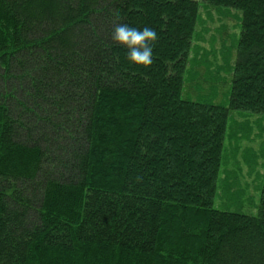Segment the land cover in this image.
<instances>
[{
    "label": "trees",
    "instance_id": "trees-1",
    "mask_svg": "<svg viewBox=\"0 0 264 264\" xmlns=\"http://www.w3.org/2000/svg\"><path fill=\"white\" fill-rule=\"evenodd\" d=\"M201 1L242 13L228 106L183 97L198 0H0V264H264V185L214 207L231 112L264 114V0Z\"/></svg>",
    "mask_w": 264,
    "mask_h": 264
},
{
    "label": "rangeland",
    "instance_id": "rangeland-1",
    "mask_svg": "<svg viewBox=\"0 0 264 264\" xmlns=\"http://www.w3.org/2000/svg\"><path fill=\"white\" fill-rule=\"evenodd\" d=\"M201 3L183 97L228 106L242 13ZM264 185V114L232 111L214 207L256 216Z\"/></svg>",
    "mask_w": 264,
    "mask_h": 264
},
{
    "label": "clouds",
    "instance_id": "clouds-1",
    "mask_svg": "<svg viewBox=\"0 0 264 264\" xmlns=\"http://www.w3.org/2000/svg\"><path fill=\"white\" fill-rule=\"evenodd\" d=\"M158 34L153 27L137 28L128 24L116 25L112 40L127 49L126 60L130 64L149 66L153 62V47Z\"/></svg>",
    "mask_w": 264,
    "mask_h": 264
}]
</instances>
